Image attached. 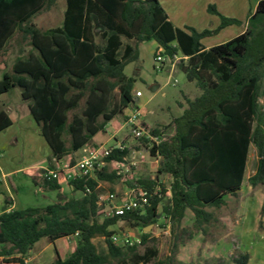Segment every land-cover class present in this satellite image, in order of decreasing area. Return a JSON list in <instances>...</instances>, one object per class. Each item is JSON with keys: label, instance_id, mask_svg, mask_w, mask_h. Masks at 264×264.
Masks as SVG:
<instances>
[{"label": "trees", "instance_id": "trees-1", "mask_svg": "<svg viewBox=\"0 0 264 264\" xmlns=\"http://www.w3.org/2000/svg\"><path fill=\"white\" fill-rule=\"evenodd\" d=\"M55 3L0 0V50L16 33L30 47L14 59L11 72L0 76V95L14 87L20 89L50 149L48 169L88 144L133 102L134 78L124 73V67L137 59L140 42L154 40L157 52L184 56L179 67L200 93L186 99L181 114L173 118L170 131L160 142L148 144L140 138L150 156L162 158L158 173L163 177L134 182L150 192L158 187L161 196L169 191V202L162 205L161 214L162 197L153 195L143 210L99 217L102 206L97 203V181L119 178L107 166L95 169L92 177L83 174L67 179L61 172L56 177L43 175L38 183L42 190H58L65 182L82 195L44 206L4 207L0 213V264H29L24 258L38 240L53 243L61 237H74L75 246L65 258L55 248L50 264H107L111 258L123 261L125 247L136 264L148 262L157 250L146 247L139 254L136 246L144 245L149 233H141L139 244L120 246L111 241L109 227L126 221L143 228L155 225L159 215L170 232L165 264H192L177 260L175 252L195 232L207 234L217 220L212 209L226 204V194L238 196L250 145L256 163L247 182L264 187V0H259L248 16L242 33L208 48L201 44L202 37L239 22L219 13L214 5H208V11L219 16V25L198 31L174 26L158 0H65L61 24L37 28L32 22L34 15ZM80 102L83 105L75 112ZM10 123L1 110L0 131ZM151 132L158 134L156 129ZM126 155V149L113 148L104 160L121 161ZM186 208L194 215L190 227L181 226ZM260 216H264V200ZM96 236L104 238L107 253L97 251ZM248 260L247 251L237 250L231 264H247Z\"/></svg>", "mask_w": 264, "mask_h": 264}, {"label": "crops", "instance_id": "crops-1", "mask_svg": "<svg viewBox=\"0 0 264 264\" xmlns=\"http://www.w3.org/2000/svg\"><path fill=\"white\" fill-rule=\"evenodd\" d=\"M160 4L165 9L168 19L172 22V24L178 28L184 29L185 27H193L198 31L203 29H215L219 23L216 24V19L211 16H218L212 12L208 11V5H214L219 13L228 17H239V15H250L254 12L256 5L259 0H158ZM60 2V3H59ZM65 8V0H56L55 5L48 9L38 12L32 18V22L34 25L41 29L45 30L54 26H48L50 23V18L57 14L59 9V15L61 16V21L63 17V11ZM245 25L243 27H239L237 33L234 35L242 33L247 26V19ZM47 19V20H46ZM239 20V18H237ZM61 21L59 24H61ZM58 24V25H59ZM207 24H211L207 26ZM231 26V24H229ZM226 25L221 29L229 26ZM57 26V25H56ZM217 31V32H218ZM209 36V35H208ZM232 36V37H234ZM207 37V36H205ZM231 37V38H232ZM230 39V38H229ZM202 42V41H201ZM222 43V42H221ZM203 45V43H201ZM219 44V43H218ZM216 44H208L203 45L204 48H208ZM157 48V47H156ZM27 50H30V47L27 46L20 38V36L16 33L13 35L11 39H9L4 47L0 50V76L5 73L11 72V67L14 59L18 56H23ZM157 50V49H156ZM155 55V54H154ZM177 59L176 62H179L180 58L185 60V57L176 54ZM136 60V59H134ZM133 60V61H134ZM132 62V61H131ZM130 62V63H131ZM127 63L125 66L129 65ZM154 57L152 67L154 69L155 65ZM125 69V67H124ZM155 70V69H154ZM166 72L170 73L172 71H176L175 65H171L170 63L162 64V69ZM127 76H131L134 78V84L131 89L132 95H135L134 99L132 97L133 102L130 103L131 106H135V102L139 100V97L142 96V92L135 88L136 78L141 77V69L135 67L130 74H126ZM163 77L161 75H155V77L151 78V83H149L148 88L152 90V94L148 98L147 102L144 103L142 107H144L150 100L154 99L156 96V100L154 103L148 106L145 112H142V107L136 108L141 114V121L144 127L149 130L156 129L158 134L164 135L170 131L171 122L174 117H177L181 114L186 99H192L195 96L199 95L200 90L196 87L195 83L192 81H188L184 84V88H180L178 94L173 95L171 91L164 90V85L167 80L163 82ZM163 82V84H162ZM175 83V81L173 82ZM195 86V87H194ZM194 87V91L190 88ZM136 91H140V95H136ZM11 90L0 95V111L3 110L7 113L10 118V125L5 129L0 131V196L3 198V202L0 206V213L3 211V208L6 207V210L16 209V208H24L27 206H23V203L17 198L18 191V182L19 179L18 174L24 173L27 174L33 184L35 186H39V181L45 173V170L48 169V160L50 158V149H49V157L47 161L39 160L37 162H29L24 163L23 154H20L15 151H9V145L12 143H19L21 139L25 140L30 136H41L39 127L36 122L32 118L29 108L28 102L23 100L21 97V91L18 89L16 93V98H13L9 95ZM167 97H171V100L167 102L165 99ZM131 114L125 113L123 110L122 114H118L114 116L108 123H106L102 129L104 135H99L100 130L96 132L90 142L86 145L93 146H103V147H116L117 145L123 146V149L127 150V155L125 158V163L134 162L136 165L131 167L132 170L130 172L131 180L123 183L120 179H116L113 181L108 180H98L96 189L99 192V199H102L100 195V188L104 185H113L117 190L115 193L118 198H120L124 192L127 191V186L138 178H151L153 179L155 176L163 177L162 174L158 173V167L161 163L162 158L160 156H150L148 150L145 146H143V141L141 139H135L131 132L130 127L127 124V118ZM99 136V137H98ZM98 137L97 139H95ZM253 145H250L248 148L247 160L249 157V153ZM82 148V147H81ZM81 148L77 151L73 152L71 155H65L62 160L58 161L59 163H67L71 159L73 160V164L80 158L82 154ZM254 148V147H253ZM143 150L147 152L149 158L152 160L148 161L143 158L139 161H135V153ZM255 150V149H254ZM108 165L112 166L109 169ZM107 170H115L112 163H108ZM254 169L249 172L247 170V161L244 170V178L242 185L239 189L241 191L243 187H246L247 177L253 173ZM89 176H93V173H89ZM119 182H118V181ZM249 185V184H248ZM247 185V186H248ZM250 186V185H249ZM40 187V186H39ZM254 192V197L252 200L246 201L241 200L238 210L236 211V216L238 219H230L228 215L222 216L221 220L224 225L228 228V234L233 233L237 234L238 237L242 240L245 239H254L256 238V257H253L250 250L249 260L247 264H264V216L262 217V229H258V218H259V209L261 206V202L264 198V193L260 190L259 187ZM45 193L55 192L56 200L69 199L71 197H80L82 193L80 191H72L69 186L64 182L60 185L58 190H43ZM70 192L72 195L70 197H66L67 192ZM78 192V194H77ZM169 198V191L166 192ZM165 194V195H166ZM232 195L226 194L224 196V200L226 204L228 203V197ZM169 202V201H168ZM7 203V205H6ZM225 204V205H226ZM223 205V206H225ZM252 216V219H243L245 215ZM163 215V214H162ZM216 216V215H215ZM242 216V219H241ZM194 215L189 208H186L184 211V216L182 218L181 223L187 219L188 221H193ZM67 240V242L74 240V237H61ZM57 238L53 243L55 246V242L58 240ZM48 242V241H47ZM50 244V242H48ZM75 243L72 246L74 248ZM46 245L38 246V241L34 244L29 254L24 258V261L29 264H50L47 262H42L43 252L45 251ZM40 249V250H38ZM9 264H18V263H9Z\"/></svg>", "mask_w": 264, "mask_h": 264}, {"label": "rangeland", "instance_id": "rangeland-1", "mask_svg": "<svg viewBox=\"0 0 264 264\" xmlns=\"http://www.w3.org/2000/svg\"><path fill=\"white\" fill-rule=\"evenodd\" d=\"M60 3V2H59ZM58 13L53 15L50 18V23L48 26H56L61 21V16ZM248 15H239V22L233 23L231 26H227L224 29H221L218 32H215L207 37L201 38V43L203 45L208 44H218L224 42L234 36L239 27H243L246 22V18ZM216 19V24L219 22V16H211ZM47 20V19H46ZM211 24H207L210 26ZM212 26V25H211ZM157 44L154 40L142 41L138 44V57L136 60L132 61L129 65L125 66L124 73L130 74L131 71L138 67L141 69V77L136 78L135 88L140 90L143 94L139 97V100L135 102V106L129 105L124 109L125 113L132 114L136 108H140L147 102L148 98L152 94V90L148 88L149 83H151V78L155 77V75H161L163 77V82H166L164 85V90L171 91V94L176 95L179 92L180 88H184V84L187 83V79L185 74L179 67V62L174 63L176 71H172L170 73L165 70H154L152 67L154 54L157 53L156 50ZM175 81V83H173ZM162 82V84H163ZM134 84V83H133ZM195 87V86H194ZM194 87L190 88L194 91ZM18 87H14L9 92V95L13 98H16V93L18 91ZM157 97L159 94L156 95ZM155 96L154 99L150 100L144 107H142V112H145L149 105L155 102L157 99ZM15 97V98H14ZM135 95H133L134 99ZM160 97V96H159ZM167 102L171 100V97H167L165 99ZM83 102H80V106L75 109V112H79L82 107ZM101 121V118H99ZM99 135H104L103 130H100ZM99 137V136H98ZM96 137L95 139H97ZM8 150L18 152L19 155L23 154L24 163L29 162H37L39 160L47 161L49 157V147L45 142L42 136H30L25 140L21 139L19 143H12L9 145ZM147 159L148 161L152 160L149 158L147 152L140 150L135 153L134 160L139 161L141 159ZM256 163V153L253 147H251L249 157L247 160V170L251 172L254 169ZM109 169L112 166L108 165ZM132 170V169H131ZM18 182V191L17 198L23 203V206H44L46 204L52 203L56 200L55 192L47 191L45 193L39 186H35L29 178L27 174L19 173ZM118 181V180H117ZM119 182V181H118ZM246 187H243L241 191H238V196L236 198L229 196L228 203L225 206H221L217 209H212L214 214L216 215L217 220L212 222L208 228L207 234H202L197 231L194 233L193 237L190 239H185L183 244H179L176 252L175 258L177 260L182 261L183 263L192 264H231V258L237 250L247 251L250 250L253 257H256V238L245 239L242 240L238 237L237 234L230 233L228 234V228L223 224L221 217L228 215L230 219H238L236 216V211L238 210L239 204L241 200H252L254 197V192L259 187L262 193H264L263 186L252 187L247 183ZM248 185V186H247ZM115 187L113 185H104L100 188V195L102 197V201L106 204V197L110 192H116ZM81 193V192H80ZM78 194V192H77ZM72 194L68 191L66 197H70ZM162 200L159 204L158 211L161 214L162 205L166 204L169 201L168 194L161 196ZM3 198L0 196V206L2 204ZM264 200V198H263ZM262 200V202H263ZM261 202V205H262ZM104 204V205H105ZM99 213V217L105 215L104 206ZM259 209V220L261 219ZM157 223L155 225H148L143 228L140 226H133L129 222L126 221H118L114 225L110 226L109 229L112 230L113 233L121 234L128 233L132 237H139L142 232L149 233L148 241L144 245H137L136 252L142 254L146 247H154L157 250V254L148 262H138V264H165V258L169 253L170 247V232L169 225L167 224L165 218L161 215L157 217ZM242 219V216H241ZM243 219H252V216L245 215ZM258 220V223H259ZM262 220V219H261ZM193 221H188L185 219L181 226L190 227ZM258 226V225H257ZM258 229H262L258 226ZM154 239V240H152ZM93 242L96 245V249L100 253H107L106 242L102 236H96L93 238ZM75 243V239L67 242L64 238H59L54 244H49L45 238H41L38 240V246L46 245L45 251L43 252L42 262L51 263L56 255L55 248L61 257L65 258L68 256L70 251L72 250V246ZM40 250V249H38ZM126 256L123 261H119L115 258H111L107 264H136L133 261V257L131 255L132 252L128 251L125 247ZM255 254V255H254ZM264 258V257H263Z\"/></svg>", "mask_w": 264, "mask_h": 264}, {"label": "built area", "instance_id": "built-area-1", "mask_svg": "<svg viewBox=\"0 0 264 264\" xmlns=\"http://www.w3.org/2000/svg\"><path fill=\"white\" fill-rule=\"evenodd\" d=\"M177 55L174 54L172 57L161 52H157L154 56V69L161 70L162 64L170 63L174 65ZM137 96L140 95V91H136ZM127 124L130 127V132L135 139L145 138L148 140V144L160 142L162 135L153 134L151 130L143 126L141 121V114L138 110H135L127 118ZM113 148L123 149V146L117 145L116 147H103V146H93L84 145L81 148L82 154L80 158L74 163H59L55 161V167L45 170L44 176L56 177L59 172H61L67 179H72L76 176L88 174L93 172L95 169H100L106 166L108 163L104 160ZM125 158L123 157L121 161L112 160L109 163L113 164L115 172L119 175L120 181L123 183L131 180L130 172L131 167L136 164L134 162L125 163ZM130 186H127V191L118 198L115 193H109L106 197V204L99 199L97 203L104 206L105 215H123L127 212L135 211L137 209L143 210L147 205H149L150 197L156 195L161 196L159 188L155 187L151 192L145 188L140 187L134 181L131 182ZM105 204V205H104ZM103 208V207H102ZM111 241L120 246H130L133 244H139V237H132L128 233H112L110 235Z\"/></svg>", "mask_w": 264, "mask_h": 264}]
</instances>
